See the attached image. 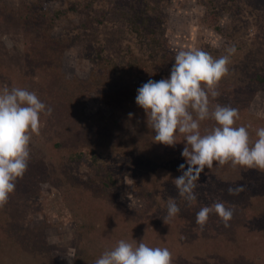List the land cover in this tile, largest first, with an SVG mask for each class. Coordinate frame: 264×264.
I'll list each match as a JSON object with an SVG mask.
<instances>
[{
  "label": "rangeland",
  "instance_id": "1",
  "mask_svg": "<svg viewBox=\"0 0 264 264\" xmlns=\"http://www.w3.org/2000/svg\"><path fill=\"white\" fill-rule=\"evenodd\" d=\"M89 2L90 0H0V91L4 88H26L35 92L40 100L52 109L51 115H41L40 134L38 136L33 135L30 143L29 162L37 174L36 178L39 177V179L33 178L32 182L28 181L30 188L21 191L22 195L17 197L11 194L7 202V206H11L10 211L13 213L11 219L18 226L16 228L14 224H3V219L1 220L0 243L5 240L8 241L10 236L13 238L15 231L16 233H24L30 239L31 244L29 243L28 247L31 251L29 250L28 256H19L15 253L16 247L9 243H3L4 246L1 245L2 251L4 248L5 253L16 257L17 261L14 264H70V261L71 264H78V260H81L85 253L87 254L85 247L79 243L78 225L82 224L83 221H89L90 225L94 227V233L90 231L93 234L89 240L90 247L87 246L89 251L93 248V242H96L95 246L108 243L109 245L106 247L109 248L115 241L116 234H121L120 231L123 229V232L126 230V233L128 229L127 225L119 224L116 220L126 217L125 219L130 222L128 219L133 217L131 209L136 210L140 205V197L134 196L131 192L133 181L130 172L123 171V179L115 184H111L106 178L99 176L100 179H98L94 176L98 167L108 166L106 163L110 158L111 149L104 151V138L99 137V140L96 139L97 143L92 142L94 148L100 147L101 149L97 162H93L90 158L93 149L82 148L87 155H84V159L79 157L75 163L67 162L66 159L63 160L62 158L59 159V156H54L51 152L54 143H59L58 149L60 151L63 148L66 150L78 149V146L70 140V136H72L70 133L73 131L72 126L62 120L64 111L59 109L60 103H55L62 91L65 93L69 91L64 89L66 88L65 85H62V88L59 87L60 83L69 81L75 83L77 87L85 88L87 86L88 96L83 102L85 113L92 114L95 110H101L109 116L117 112L118 107L116 105H119L123 100L125 90L127 100L130 95L136 96L134 90L130 92L127 90L132 87L127 84L124 91L116 90L119 92V95H116L119 97L116 104L106 102L97 94L104 89L103 86L107 83L106 77L109 73H106L104 68L97 69L99 72L96 71L94 54H96L97 47L95 45H100L101 52L106 55L121 53L122 50L129 48L128 45L133 46L135 53L136 49L143 53L151 51L147 44L151 38L149 37L150 34L148 33V37L147 35L143 36L144 30L142 28L139 31L134 28L132 17L134 14L130 13L132 6H128V0L119 1L117 4L125 3V12L119 9L110 11L103 16L100 23L94 21L95 19L80 16L88 23H93L86 30L82 26L86 32L85 35L76 26L79 22L78 19H69L66 16H73L74 11L76 12L75 6L79 8L77 12L83 11L82 9L87 8ZM218 4L216 7L219 14L213 21L219 25L218 30L202 22V20L206 21L204 18L206 6L202 0H170L163 5L159 16L166 17V26L164 32H157V34L162 37L165 36L170 45L172 65L176 52L181 49L200 48L202 43H207L216 49H222V46L232 42L231 32L235 29L237 17L242 18L243 21L240 23L244 22L243 24L249 25L247 32L254 33V36L253 25L262 22L264 26V0H218ZM101 10L99 5L97 10L90 8L91 16L101 15ZM155 21L158 22V20ZM38 23L40 24L39 28H37ZM39 31L46 33L47 36L44 39H53L56 43L48 54L39 49H33L35 51L31 54L30 42L32 38H36ZM258 33V39L255 38L256 41L251 46L254 51L258 48V41L263 42L264 40V32L259 29ZM244 45L249 47L247 43ZM260 55H264V53ZM263 61L264 58L261 61L264 65ZM145 65L154 67L150 62ZM259 65V62L257 64L250 63L244 68L246 74L253 76V85L258 82V86L261 88L256 89L257 92L252 94L247 102H244L243 105L248 104V107L246 108L247 112L243 113L242 117L252 124L256 121L264 127V81L258 80V75L264 76V68H259ZM53 66L56 69L52 70L51 67ZM169 76L170 71L158 78L147 77L141 85L149 79L159 81ZM140 82V77L136 76L131 77L127 83L140 84ZM104 91L115 92V89L105 88ZM237 91L239 92V90ZM111 100L113 101L114 98ZM240 102L242 103V101ZM136 121L132 126L138 125L142 118ZM213 124L215 125V122ZM130 140L127 139L122 146L130 145L132 142ZM153 141L151 136H143L136 143L133 141V144L150 143L149 147H151ZM105 143H107L106 140ZM158 144L156 143V145ZM183 147L184 143L179 145L180 150ZM163 153H170V150L164 149ZM43 164L45 175H42ZM50 167H54V170L52 171ZM48 168H50L49 171H46ZM111 170L113 172V169ZM200 182L206 184L207 190L205 197L196 203L195 208H188V211H192L190 216L185 215L189 222H196V214L203 206L222 202L226 207L233 210L234 215L229 222L232 224L237 222L236 215L240 209L246 207L249 198L264 200V170L239 166L233 168L230 164L219 166L214 162L212 168L208 170L205 168L200 174L197 188H200L198 184ZM21 184L23 187L24 182L22 181ZM168 184L174 185V181L168 182ZM239 185H242L244 190L238 195H230L228 189ZM18 186L20 185H16L15 191H18ZM166 192L178 193L174 186L168 187ZM68 193L72 196L76 195L75 199L77 198L78 203L74 210L71 209L68 199H65ZM200 197L202 195L197 196V198ZM209 200H212L211 204H209ZM199 202L203 204L200 205ZM75 211L76 215H74ZM99 212L103 222L94 221V213ZM82 215L85 218L81 217ZM215 220L216 217L209 219V223H213ZM101 223H103L102 226ZM248 224L250 225L248 227L250 232L248 233L228 231L227 235L234 236L233 239L235 240L231 239L233 242L228 243L225 251L223 246V250L219 249L221 251L216 252L218 257H221L220 259H223L227 264H264V257H262L264 238L259 236L257 231L258 228L264 229V212L261 218L255 221L249 220ZM11 226L15 228L12 229ZM5 227H7L6 230ZM194 231L190 234L191 237ZM17 236L15 234V238ZM187 237L189 236L181 237V239L186 238L185 242H187ZM107 238L111 241L106 242ZM246 240L248 241L246 242ZM164 241L166 238L163 239V242H159V247L169 249ZM203 242L205 241L191 244V251L195 250L192 251L193 259L197 264H200L201 260L198 262L195 255L199 256L206 248ZM230 254L233 255L228 256ZM228 257L230 258L228 259ZM5 260L7 261V258ZM12 262L14 261H10L9 264Z\"/></svg>",
  "mask_w": 264,
  "mask_h": 264
},
{
  "label": "trees",
  "instance_id": "2",
  "mask_svg": "<svg viewBox=\"0 0 264 264\" xmlns=\"http://www.w3.org/2000/svg\"><path fill=\"white\" fill-rule=\"evenodd\" d=\"M119 1L122 2L124 0H90L87 8L82 9L83 11L81 12H77L79 8L78 6H75L74 10H76V12L74 11L72 17L66 16V18L78 19L79 22L76 24V26L86 35V28L93 23H88V21L81 19L80 16L95 19L94 21L100 23L103 20V16L108 14L110 11L116 9L122 10L124 12L126 11L125 3L117 5ZM168 1L170 2V0H128V6H132L130 13L134 14V16H132L134 28H136V31H139V29L142 28L144 30L143 36L147 35L148 37V33L150 34L149 37L151 38L147 44L150 46L151 51L143 53L141 50L136 49L135 53L133 46L128 45L129 48L122 50L121 53L106 55L101 52L102 48L100 45H95L97 47L95 52L96 54H94L96 58V71L97 69L100 70L104 68L105 72L109 73L108 77H106L107 83L104 84L103 88H108L109 90L115 89V92H106L103 89L97 93L106 102L110 104L113 102V104H116L119 98L117 97L119 92H116V90L121 89L119 90L120 92L122 90L124 91L126 84L128 86H132L131 89L127 90L129 92L134 90L133 92H136L137 95V89L147 77L158 78L160 75L171 70L172 55L171 50L169 49L170 45L167 42L165 36L162 37L157 34V32L161 33L165 30L167 19L165 16H159V14L162 12L161 8L163 5L167 4ZM202 2L205 3L206 6L204 15L206 21L202 20V22L206 25L213 26L216 30H218L220 28L219 25H216L215 22H213L216 20V17L219 14V10L217 8V5H219L218 0H202ZM98 5L102 8L101 15L96 17L91 16L90 8L97 10ZM44 14H46L45 11ZM155 20H158V22ZM242 21V18L237 17L236 23L234 25L235 29L232 30V34L230 33L233 40L232 42L226 44V46H222V49L213 48L207 43H202L200 49L209 52L214 57H219L225 54V50L227 48L233 46L235 47L236 52L231 57L229 74L220 81L218 85V91L220 95L212 100V104L215 105L218 103L220 105L230 106L232 108L238 109L240 119L237 120L235 126L238 127L241 125H251L249 131L253 140H255V129L263 126L259 125L256 121L254 124H252L251 122L243 119L242 115L243 113L247 112L246 108L248 107V104H243H245L244 102H247L250 99L252 94L257 92L256 89L261 87L258 86V82L256 85H253V76L246 74L244 68H246L250 63L257 64V62L260 64L259 68H264V65L261 62L264 58V55H260L261 53H264V40L263 42L260 40L258 41L260 45L258 44L256 51H254V48L251 47L254 41L258 39V30L261 29L264 32V29H262L264 26L262 22L258 25H253L255 37L254 33L250 34L247 32L249 25L243 24L244 22L240 23ZM82 26H84L83 28H85V30L82 28ZM39 27L40 24L38 23L37 28ZM40 32L41 31L37 32L36 38H32L30 42L32 48L31 54L38 49L41 52L44 51L45 54H48L52 50V46L56 45L53 39H44L47 36L44 31L42 33ZM244 43H247L249 47H245ZM148 62H150L154 67H148L145 65ZM51 69L54 70L56 67L53 66ZM99 70L97 72H99ZM136 76L140 77V84L127 83L131 77ZM258 80L261 82L264 81V76L262 77L258 75ZM62 85H65L66 88L64 89L69 91L67 93L62 91L57 97L58 100L55 103H60L61 106L59 109L66 113H62V120L72 126L73 131L70 133L72 135L70 136V140H72L73 144L78 146V149L66 150V148H63L61 149L62 151H60V149H58L59 143H54L53 148H51V152L53 153L52 155L59 156V159H66L67 162L75 163L79 160V157L84 159L87 155L82 148L90 150L93 149L90 154V158L93 162H97L99 160V151H101V149L100 147L94 148L92 142L97 143L96 139L99 140V137L104 138V151H110L111 149L109 152L110 158L106 163L108 166L98 167L94 176L98 179H100L99 176L103 177L104 179L106 178L111 184H115L123 179V171L130 172L131 179L133 181L131 192L134 196L140 197L139 207L136 208V210L133 208L131 209L133 217L132 219H128L130 222L125 219L126 217L121 218V220H116V222L119 224L127 225L128 229L126 233V230L123 232V229L120 231L122 232L121 234H116V239L112 246H109V248L106 247L109 245L108 243L105 245L95 246L96 242H93V248L89 251L87 246L89 245L91 234L94 233V227L90 225L91 223H89V221H83L82 224L78 225L79 243L81 246L85 247L84 249L87 251V254L85 253L84 257H82L81 260H78V264H95V260L99 258L105 250L113 248L120 239H125L129 242L135 240L137 243H139L142 239L143 242L149 246L159 247V242H163L164 238H166L164 243L169 246V250L173 255V264H197L193 259L194 257L192 254V251L194 252L195 250L191 251V246L193 243H200L203 240L205 241L203 244L206 245V248L202 253L199 254V256L195 255V257L198 259V262L201 260L200 264H227L223 259H220L221 257L219 258L216 253L223 250V246L225 251L228 243L231 244L233 242L232 240H235L233 239L234 236L230 237L227 235V232H250V229H248V227H250L248 222L249 220L252 221V219L255 221L261 218L264 212V200L256 199L254 197L249 198L246 207L244 209H240L236 215L237 222L232 224L229 223L228 227L224 226L223 221L216 214H212L210 215L209 219L216 217V224H214L215 222L209 223L208 220L207 225L201 229L196 222H189L185 215L190 216L192 211H188V208H195L196 203L205 197V192L207 190L206 184L203 182L198 183L200 188L195 189V194L196 196L202 195V197L197 198L196 201L191 204L185 201L182 197H179L178 193L173 194L172 192H166L168 187H175V185L168 184V182L172 183L174 178L180 175V172L178 171L179 165L185 163V160L181 156L182 150L179 148V145H182L184 142L178 143L174 148L160 143H157L158 145H156L154 141L151 143V147H149L150 143H137L134 145L133 141L136 143L143 136H151V138H153L155 135L152 129L148 128L146 124V115L144 110L138 107L135 102L136 96L133 97L130 95V98L127 100L125 90V93L123 94V100H121L119 105H116V107H118L116 113L107 116V114L103 113L101 110H95L91 114L87 112L85 113L83 110V102L85 97L88 96L87 86L85 88L82 86L77 87L75 86V83H71L69 81H66L63 84L60 83L59 87L62 88ZM237 90H239V92ZM241 92H243V94H241ZM111 98H114V100L112 101ZM239 100L242 101V103ZM113 107H115V105H113ZM130 113L132 114L131 117L129 116ZM137 117L142 118V121L139 122L138 125L132 126V124L137 122L136 120L139 119ZM257 119L259 118L257 117ZM213 123L214 121L211 120L203 121L201 123L202 133L205 130L211 129L214 126ZM127 139H131L130 141L132 142L130 145L127 147L122 146ZM105 140L107 143H105ZM164 149H169L170 153H163ZM48 165L51 166L49 163ZM50 168L52 171L54 170V167ZM50 168H48L46 171H49ZM111 169H113V172ZM208 169L209 168H207V170ZM43 170L44 164L42 166V171ZM36 175V172H34L32 169V165L30 162H28V168L23 178L16 181V185H20L17 187L18 191H14L12 193L14 195L12 196L17 197L22 195L21 191L30 188L28 181L32 182L33 178L36 180L39 179V177L36 178ZM42 175H45L44 171ZM21 180L24 182L23 187ZM15 193H17V195H15ZM75 196H72L69 193L65 196V199H68V203L72 210H74L76 204L78 203L77 198L75 199ZM169 199H175L176 202L178 201L177 204L180 207V212L176 217L165 220L167 215V202ZM211 203L212 200H209V204ZM202 204L203 203L200 205ZM10 208L11 206H7V204L3 208H0V225L2 223V219L3 224H14L13 219H11L13 213L10 211ZM74 215H76V211ZM81 217L84 216L82 215ZM94 221L103 222L100 212L94 213ZM14 225L17 228L18 225ZM100 225L102 226L103 223ZM11 227L12 229L15 228L14 226ZM6 228L7 227H5V230ZM193 231L194 233L191 237L190 234H192ZM257 231L259 232V236L264 238V229L258 228ZM234 232L232 233L234 234ZM15 234L16 236L18 235L17 238H15ZM184 236H189L187 237V242H185L186 238L183 240L181 239V237ZM10 237L8 238V241L2 240L3 242L0 243V264H9L10 261H14L11 263L14 264L17 261L14 255L11 256V254L8 255L7 252L5 253L4 248L3 251L1 250V245L4 246V244L7 243L16 247L15 253H17L19 256L29 255L30 249L28 245L31 243L29 242L30 239H28L27 235L22 232L16 233L15 231L13 238ZM107 241L110 242L111 239L107 238L106 242ZM247 241L248 240H246V242ZM241 244L243 243L241 242ZM232 255L233 254H230L228 256ZM262 257H264V253L262 254ZM5 258H7V261ZM229 258L230 257H228V259Z\"/></svg>",
  "mask_w": 264,
  "mask_h": 264
},
{
  "label": "clouds",
  "instance_id": "3",
  "mask_svg": "<svg viewBox=\"0 0 264 264\" xmlns=\"http://www.w3.org/2000/svg\"><path fill=\"white\" fill-rule=\"evenodd\" d=\"M235 52L233 46L214 57L200 48L181 49L175 54L168 78L149 79L137 89L135 102L144 110L146 124L155 133L154 142L173 148L184 142L181 156L185 163L179 165L180 175L174 178V185L179 197L189 204L197 199L195 189L200 174L212 168L214 162L219 166L264 170V127L255 129L253 140L251 125L235 126L240 119L238 109L212 104L220 95L218 85L229 74ZM51 111L26 88L0 91V208L7 204L16 181L27 171L30 143L33 135L40 134L41 115H51ZM208 120L215 125L202 133L201 123ZM243 190L239 185L228 192L238 195ZM179 212L175 199H169L165 220ZM212 214L228 227L234 213L224 203L215 202L197 212V225L203 229ZM95 264H173V255L168 248L149 246L142 239L139 243L120 239Z\"/></svg>",
  "mask_w": 264,
  "mask_h": 264
}]
</instances>
